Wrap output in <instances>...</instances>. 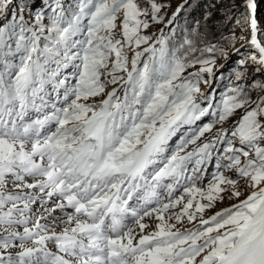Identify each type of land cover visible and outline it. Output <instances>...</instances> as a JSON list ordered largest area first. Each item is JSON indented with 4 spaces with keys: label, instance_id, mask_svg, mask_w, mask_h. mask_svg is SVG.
<instances>
[{
    "label": "snow or ice",
    "instance_id": "obj_1",
    "mask_svg": "<svg viewBox=\"0 0 264 264\" xmlns=\"http://www.w3.org/2000/svg\"><path fill=\"white\" fill-rule=\"evenodd\" d=\"M165 7L0 0V264H264V81L217 98L204 53L227 52L150 33Z\"/></svg>",
    "mask_w": 264,
    "mask_h": 264
},
{
    "label": "rangeland",
    "instance_id": "obj_2",
    "mask_svg": "<svg viewBox=\"0 0 264 264\" xmlns=\"http://www.w3.org/2000/svg\"><path fill=\"white\" fill-rule=\"evenodd\" d=\"M200 1L202 0H157V3L166 5V7L162 9V12L165 14V22L153 26L151 29H149V32L158 36L159 30L163 29L165 34L171 35L169 33V28L173 27L181 20L182 22H184L187 29H189V27H192V25L196 26V18L194 16L195 14L188 12L184 15L183 10L189 5V3L190 5L188 6V9L201 8L199 4ZM203 1H207L209 2V4L205 5V7L202 8L204 18L198 22V31L193 30L190 36L186 37L193 39L196 43L197 48H203L206 45H216L218 48H222L225 52H227V58L222 57L219 52L204 53L205 59H211L213 56H215L216 63L213 67V73L215 75L212 77V79L214 80L213 88L215 89L217 98L227 92L229 88L234 87L237 84H240L242 87L249 88L252 91V94L255 95V90L251 88V81L253 79L264 81V72L255 73V76H253L254 66L251 63H249L247 66H244L239 62L242 58L246 59L251 52L256 50L247 43V40L236 39L235 41H231L229 39L234 33L237 37H239L240 35H246V31L242 32L241 25H238L236 23L237 20H242V14L246 13L245 8L243 7V0H237L236 5L234 3V0ZM181 5L183 7H181ZM177 8H180V11L176 15L174 23L171 26L167 25V20L172 18L173 13L176 12ZM259 10L260 9L257 6L256 17L258 20V27L264 29V21H261L259 18ZM214 12H218L217 15L215 14L216 17H210ZM179 32L180 30L174 32L171 35L172 39L183 42L185 37L181 39V37L176 36V34ZM260 35L261 33H258V37ZM173 43H178V41H173ZM237 49L239 50L238 52ZM230 65H232L233 67H229ZM199 67H201V65H196L195 68H187L185 70V75H187V73L189 72L196 71V69ZM226 70L227 72L232 70V72H234L232 73L233 76H227L226 79H224V76L223 78H221V75ZM240 72H243L244 74L243 81H237L236 79V73ZM205 78H208L207 74H205ZM224 80L226 82H224ZM108 90H110V88ZM225 175H229L233 179L237 178L234 170H225ZM237 187L242 193L241 197L239 198L240 200H243L251 191V189L247 186V180L243 178L239 180ZM224 195V201H217L214 208L206 210L205 216H208L223 207H227L238 202L234 197L232 199H228V193H225ZM184 226L191 227V225H189L186 220L184 221Z\"/></svg>",
    "mask_w": 264,
    "mask_h": 264
},
{
    "label": "trees",
    "instance_id": "obj_3",
    "mask_svg": "<svg viewBox=\"0 0 264 264\" xmlns=\"http://www.w3.org/2000/svg\"><path fill=\"white\" fill-rule=\"evenodd\" d=\"M243 2H244V0H243ZM234 3L236 5L237 0H234ZM256 3H257L258 8L260 9L259 10V18H260L261 21L262 20L264 21V0H256ZM199 4H200V7L201 8H194V9L193 8H190V9H188V6L190 5V3H189V5L183 10V14L184 15L187 14L188 12H191L192 14H195L194 16L196 18V20H195L196 21L195 22L196 23V26L195 25H192V27H189V29H187L186 26H185V24H184V22H182V20H181L179 23H176L173 27H171L172 29H174V32H177V30H180V32L176 34L177 37H181V39H183L186 36L189 37L193 30L198 31V28H199L198 22L201 19L204 18V13H203L202 8H204L205 5L209 4V2L202 0V1H200ZM215 14L217 15L218 12L212 13V15L210 17L215 18L216 17ZM185 29H187V30H185ZM170 34L172 35L173 33H170ZM261 35H264V33H261ZM173 41H178V43H180L179 40H173ZM229 67H233V66L230 65ZM230 71H231V73H230ZM230 71L227 72V70H226L225 72H223V74L221 75V78H223V76H224L225 77L224 79H226L227 76H229V77L230 76H233L232 73H234V72H232V70H230ZM224 82H226V81L224 80ZM215 95H216V93H215Z\"/></svg>",
    "mask_w": 264,
    "mask_h": 264
}]
</instances>
